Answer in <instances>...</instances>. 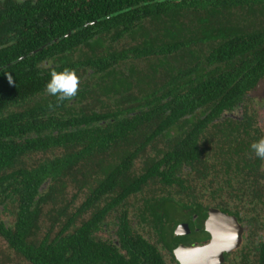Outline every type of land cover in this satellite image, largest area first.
<instances>
[{"label": "trees", "instance_id": "16d2710c", "mask_svg": "<svg viewBox=\"0 0 264 264\" xmlns=\"http://www.w3.org/2000/svg\"><path fill=\"white\" fill-rule=\"evenodd\" d=\"M34 1L8 5L6 13L18 26L11 32L10 46L0 48V107L6 103L30 104L29 119L0 118V214L11 217V221L0 220V238L9 251L29 264H113L117 257L108 256L101 245L88 241L95 221L84 217L91 209L101 216L112 210L110 202H96L100 194L104 200L117 201L147 181L184 183L175 173L167 174L168 167L174 168L170 161L198 154L200 133L210 121L217 120L228 128L233 118L230 113L248 86L264 78V6L255 8L261 0ZM75 7L84 10L75 14L79 19L62 12ZM6 13L0 19L2 31L10 23ZM56 30L59 34H54ZM68 31L72 32L70 37L54 42ZM107 40L108 47L104 45ZM134 58L137 63L127 61ZM65 68L74 70L80 79L77 96L86 89L128 92L135 89L133 82L137 81V114L126 117L133 112L131 107L96 118V122L107 120L108 127L115 133L123 131L125 136L127 128H133V120L141 124L139 128L144 130L138 131L139 143L133 144L138 146L137 152L157 139H168L172 126L179 125L182 133V121L189 124V130L170 145L172 149L156 150L152 164L144 163L145 172L127 178L122 182L123 190H114L111 197L101 190L119 173L100 167L94 191L88 189L76 206L80 197L77 201L67 197V189L74 184L71 170L76 164V179L83 177L76 181L77 194L87 188L86 175L91 170H85L86 159H71L75 155L68 152L69 147L59 158L47 159L35 168L9 169L12 162L21 160H16L21 154L17 150L23 147L10 136L37 133L40 129L35 112L47 115L48 110L60 105L64 111L61 129L90 122L89 114L71 113L74 110L67 100L58 102L52 95L35 100L44 94L50 71ZM122 98L130 105L135 95L122 94ZM243 119L251 118L246 114ZM53 121L48 119L45 127L52 130ZM106 135L100 133L84 145L91 148ZM60 137L58 145L63 149L70 145V135L62 136L60 131ZM48 140L49 135L46 146ZM81 140L87 139L82 135L78 142ZM81 153L82 149L78 156ZM166 192H160L157 199H171ZM45 221L49 227L44 226ZM53 230L59 233L52 236ZM8 263L6 255L0 257V264Z\"/></svg>", "mask_w": 264, "mask_h": 264}, {"label": "flooded vegetation", "instance_id": "af4514ba", "mask_svg": "<svg viewBox=\"0 0 264 264\" xmlns=\"http://www.w3.org/2000/svg\"><path fill=\"white\" fill-rule=\"evenodd\" d=\"M13 2L29 4L35 1L0 0V19L4 18L5 13L10 10L8 5ZM263 6L264 0H261L255 8L262 9ZM80 11L84 12L77 7L62 9V12H68L75 19H79L75 14ZM6 15L10 23L3 31L0 30V48L10 46L9 42L12 43L14 37L11 32L18 26L11 14ZM54 34L59 33L56 30ZM71 34L68 31L55 37L54 42L70 37ZM104 45L108 47L109 41ZM127 61L137 63V58ZM256 83L248 86L241 102L230 113L233 118L228 121V128L222 127L217 120L210 121L200 133L199 153L186 156L182 161L177 158L170 161V166L174 168L168 167L167 174L175 173L177 179L184 180L183 184L163 185L147 181V184H140L135 193L117 201L104 200V195H99L101 198L96 202H110L112 210L106 216H101L91 209L84 217L85 220L95 221L90 227L88 241L101 245L108 256L112 254L117 257L113 264H264V162L256 157L250 147L253 142L264 137V86L262 90H258ZM133 84L135 89L131 88L128 92L110 88H106L104 92H89L86 89L82 96L76 95L68 101L74 110L71 113L81 111L90 115L89 123L79 122L73 127L68 125V128L61 129L60 116L64 111L60 109V105L48 110L47 115L35 112L37 130L40 129L37 133L35 131L10 136L11 141L23 147L17 150L21 154L16 160H21L12 162L9 169L35 168L47 159L59 158L69 147L68 152L75 155L71 159H86L85 170L91 171H87L89 173L86 175L87 188L77 194L79 184L76 181L83 180V177L78 176L76 179L75 164L71 170L74 184L67 189L68 198L75 197L77 201L78 197L84 198L88 189L93 190L97 176L101 173L100 167L119 173L117 178L113 175L112 184L104 185L101 192L108 191L107 197H111L114 190H123L122 182L145 172L144 163L152 164L157 157L156 150L172 149L170 145H175L176 139L189 130V124L182 121V133L179 125L172 126L168 139H157L137 152L138 146L133 144L139 143L137 134L142 127L139 128L141 124L136 120L132 121L133 128L126 127L129 129L127 136L123 131L115 133L108 127L107 120L96 122L99 115L109 111L118 112L134 107L133 112L126 117L137 114V81ZM45 92L35 100H44L46 96H50ZM131 92L134 93L135 100L133 104L126 105L122 94ZM29 106L24 102L6 103L0 107V118L22 116L29 119ZM246 114L251 119H243ZM51 118H54L52 130L45 127V123ZM15 121L19 123L17 119ZM74 123L76 124V117ZM60 131L62 136L67 134L71 137L70 145L67 144L64 149L58 145ZM104 132L107 135L101 142L97 140L94 142L97 144L93 143L91 148L84 145L88 140L92 143V138ZM48 135L46 146L45 139ZM82 135L87 140L79 143L78 137ZM81 149L82 153L78 156ZM147 171L152 172L149 167ZM99 188L100 185L96 191ZM164 189L171 199L158 200L157 197ZM8 218V215L6 218L0 215L3 222L9 221L11 217ZM46 227H49V223ZM53 231L52 236L59 233ZM131 244L137 247H132Z\"/></svg>", "mask_w": 264, "mask_h": 264}, {"label": "clouds", "instance_id": "9594fccd", "mask_svg": "<svg viewBox=\"0 0 264 264\" xmlns=\"http://www.w3.org/2000/svg\"><path fill=\"white\" fill-rule=\"evenodd\" d=\"M51 79L46 84L47 94L55 96L58 102L71 101L79 90L80 79L74 70L65 68L63 71H50ZM251 150L256 157L264 162V137L251 144Z\"/></svg>", "mask_w": 264, "mask_h": 264}, {"label": "rangeland", "instance_id": "374dc122", "mask_svg": "<svg viewBox=\"0 0 264 264\" xmlns=\"http://www.w3.org/2000/svg\"><path fill=\"white\" fill-rule=\"evenodd\" d=\"M263 87H261V90ZM264 96V95H263ZM83 200L80 199L76 206H78ZM2 218H6V214H0ZM11 221V219H10ZM48 222L45 221L44 226H47ZM45 228V227H44ZM46 229V228H45ZM7 256L9 259L8 264H26L25 261L19 257H17L14 253L8 250L6 243L0 238V257Z\"/></svg>", "mask_w": 264, "mask_h": 264}, {"label": "water", "instance_id": "95a60500", "mask_svg": "<svg viewBox=\"0 0 264 264\" xmlns=\"http://www.w3.org/2000/svg\"><path fill=\"white\" fill-rule=\"evenodd\" d=\"M263 84H264V80H262V81L258 84V86H257L258 90L261 89V87L264 86Z\"/></svg>", "mask_w": 264, "mask_h": 264}]
</instances>
